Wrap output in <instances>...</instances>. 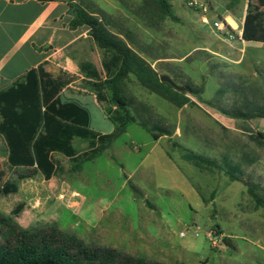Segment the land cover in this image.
I'll return each instance as SVG.
<instances>
[{
  "label": "rangeland",
  "instance_id": "obj_1",
  "mask_svg": "<svg viewBox=\"0 0 264 264\" xmlns=\"http://www.w3.org/2000/svg\"><path fill=\"white\" fill-rule=\"evenodd\" d=\"M169 2L171 15L161 13L155 0L76 3L145 60L152 75L130 73L123 94L137 121L164 126L171 134L154 141L138 124L122 132V116L102 91L108 118L85 141L59 143L56 138L70 135L48 128L50 117L40 104L37 118L19 120L40 122L19 150L25 154L19 163L35 165L38 174L21 181L16 194L0 197V212L10 216L24 203L15 219L24 228L56 222L87 243L163 264H264V209L250 193L264 199V118L234 115L264 109V0ZM220 20L230 24L232 37L214 26ZM102 50L113 72L115 53ZM153 74L188 86L191 92L173 90L189 101L181 106L170 100ZM89 105L95 111L92 101ZM12 130L2 128L7 140L18 137ZM98 134L115 136L98 158L72 171L69 159L95 148ZM180 147L221 167L185 161ZM225 158L240 167L236 181L225 173ZM6 160L0 151V170L11 177Z\"/></svg>",
  "mask_w": 264,
  "mask_h": 264
},
{
  "label": "trees",
  "instance_id": "obj_2",
  "mask_svg": "<svg viewBox=\"0 0 264 264\" xmlns=\"http://www.w3.org/2000/svg\"><path fill=\"white\" fill-rule=\"evenodd\" d=\"M64 1L68 2L70 12L73 15V19L69 24L70 28L86 27L89 30L90 37L100 49H112L115 53V55L110 54L112 61L110 60L109 64L113 67L111 69L113 70L112 76L104 80L90 81L89 85L94 91H107L110 94V103L122 116L120 129H125L131 124H138L151 134L154 141L169 136L171 132L164 126L151 124L143 119L137 121L136 116L131 111V101L122 91L123 81L130 73L140 78L152 75L145 60L135 53L120 37L111 33L101 18L72 0ZM239 1L233 0V3ZM155 3L161 13L165 15L172 14L169 0H155ZM117 59L119 60L118 63ZM153 76L157 84L164 88L166 97L170 100L181 106L189 101L185 94L178 93L173 90L172 86L160 82L159 77L155 74ZM9 100L13 102L9 104L10 107L6 112L7 116L4 119L0 118V151L7 158L5 165L7 171L11 172L12 175L7 177V172L0 170V197L16 194L21 181L32 179L38 174L35 165H25L24 163H22L24 165H21L19 163L22 162L25 155H19V150H25V135L32 133L30 131L31 127L36 129L33 133H37L40 122L37 119L33 122H20L19 120L37 118V113L40 112L39 99L36 96L28 98L19 94H12ZM19 102H22L21 106L17 105ZM34 112L36 113L34 114ZM234 115L246 120L264 118V109L257 108L248 112H236ZM8 126L13 129L10 133L16 134L17 138L7 140L4 137V131ZM2 128L4 131H2ZM114 136L115 134L100 135L97 139L98 145L95 148L71 157L69 161L72 165V171H81L85 162L98 158L107 150ZM21 143L23 149L20 147ZM180 151L183 160L194 163L196 166L221 167L217 161L195 154L187 149L180 147ZM223 163L226 175L232 181H236L237 173L240 170L239 165L234 164L227 158L224 159ZM59 170H61V166L56 162V172ZM132 189L137 195H142L140 189L135 186H132ZM250 193L257 205L264 209V199L259 198L251 190ZM24 209L25 204L19 203L14 207L10 216L0 212V264H163L108 246L87 243L74 234L62 231L56 222H47L31 228H24L15 220L21 217Z\"/></svg>",
  "mask_w": 264,
  "mask_h": 264
},
{
  "label": "crops",
  "instance_id": "obj_3",
  "mask_svg": "<svg viewBox=\"0 0 264 264\" xmlns=\"http://www.w3.org/2000/svg\"><path fill=\"white\" fill-rule=\"evenodd\" d=\"M72 19L64 0H0V118L7 116L12 94L36 96L50 117L48 128L70 135L56 138L65 144L85 141L106 120L105 96L89 82L112 73L89 30L70 28ZM77 132L82 137L73 136Z\"/></svg>",
  "mask_w": 264,
  "mask_h": 264
},
{
  "label": "built area",
  "instance_id": "obj_4",
  "mask_svg": "<svg viewBox=\"0 0 264 264\" xmlns=\"http://www.w3.org/2000/svg\"><path fill=\"white\" fill-rule=\"evenodd\" d=\"M189 5L190 6H197L199 5L198 0H189ZM202 7V9L204 10V12L207 11V9L202 5L200 6ZM204 20L207 21V19L204 17ZM214 26L221 31L224 35L228 36V37H232L233 32L230 29V24L225 23L224 21L220 20L214 23Z\"/></svg>",
  "mask_w": 264,
  "mask_h": 264
},
{
  "label": "water",
  "instance_id": "obj_5",
  "mask_svg": "<svg viewBox=\"0 0 264 264\" xmlns=\"http://www.w3.org/2000/svg\"><path fill=\"white\" fill-rule=\"evenodd\" d=\"M159 79L161 82L163 83H167L168 85L172 86L174 89L182 92V93H186V92H191V89L188 86H179L177 85L174 80L168 76V75H160ZM122 132H124V130H121Z\"/></svg>",
  "mask_w": 264,
  "mask_h": 264
}]
</instances>
